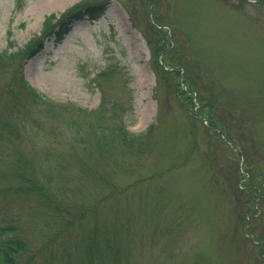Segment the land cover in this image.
<instances>
[{"label":"rangeland","instance_id":"rangeland-1","mask_svg":"<svg viewBox=\"0 0 264 264\" xmlns=\"http://www.w3.org/2000/svg\"><path fill=\"white\" fill-rule=\"evenodd\" d=\"M100 1L0 67V240H23L27 264H264V205L253 216L243 184L264 167V2ZM100 1L0 0V52Z\"/></svg>","mask_w":264,"mask_h":264},{"label":"trees","instance_id":"trees-1","mask_svg":"<svg viewBox=\"0 0 264 264\" xmlns=\"http://www.w3.org/2000/svg\"><path fill=\"white\" fill-rule=\"evenodd\" d=\"M262 1L264 2V0ZM19 6L21 8L22 4H20ZM106 8H107L106 2H101V1L100 2H88L83 5L78 4L75 6H71L68 9H66L64 12H62L59 16H57L56 13L47 15L45 18L41 33L36 34L27 43V45L25 46L26 49L25 47L24 48L19 47L18 49L13 50V51H10L9 49H5L0 52V67L1 66L5 67L8 63L12 62L13 60H15V58H18V57H21V58L25 57L24 60L28 59L29 57L35 55L43 47L44 39L47 36L55 35L57 41L61 40L63 39L64 35L70 30L71 25L73 24L75 20L81 19L83 17H88L91 19L99 18L104 13ZM152 27H155V26L152 25ZM165 35L166 34L164 32L163 38L166 37ZM156 46L158 47L159 52L167 51V48H168V46L165 44V40H164L163 46H162V43L160 42L159 43L157 42ZM21 67L22 66H18V69L20 70ZM20 78H21L20 85L25 92L31 94L32 96L34 95L35 98H38V96L43 98V94L40 93L39 90L35 89V87L32 84L26 81V79L24 78V74L21 73ZM7 92L9 95H11V98L13 99V101L17 103L18 100L16 99L19 97V95H17L16 93L18 92V90L14 91L12 89H9L7 90ZM20 98L23 99L24 102H26L25 98L23 97H20ZM43 100L51 104L57 105L59 108H62L65 106V105H62V103L54 101L48 97L44 98ZM208 111H213V109L210 108ZM8 115L10 114L8 113ZM208 116H211V115L208 114L207 117ZM209 120H210V123L215 122L214 119L211 117H209ZM0 122L2 124H6L8 127V120H6L5 117H3L1 114H0ZM225 130H228V129L225 128ZM0 131H1V128H0ZM120 131L127 138L136 137L139 135L135 132L129 133L128 130L124 129L123 127H121ZM0 138L2 137L0 136ZM87 139L88 138L84 137L83 141L88 142L89 139L88 140ZM248 147L251 148L250 141L248 142ZM244 155L247 157V154L244 153ZM106 158L107 156L103 155L102 160H105ZM246 168L248 169V166H246ZM249 174L250 175H249L248 180L245 181L243 184H245V188L248 192V199L249 200H252V198L257 199L256 205L253 204V208L251 210H252V213L258 212L259 214H253V216L257 215L258 217V216H261V213H262V211L259 212L258 209L259 208L262 209L264 205V167L263 165L262 164L256 165L255 168L250 167ZM29 185L32 186L33 189H36L33 183L32 184L30 183ZM39 188L41 187H38V189ZM261 197L263 198L262 201H260ZM252 230L253 229H252V225L250 222V231ZM104 233H109V232L108 230H104L102 234ZM26 247H27L26 243L23 240H21L16 234L10 235L9 239L0 240V264H27V263L33 262L34 256L32 253L29 255H26Z\"/></svg>","mask_w":264,"mask_h":264}]
</instances>
